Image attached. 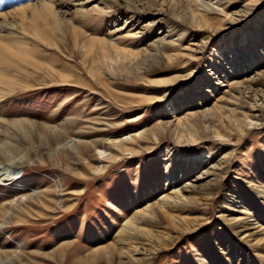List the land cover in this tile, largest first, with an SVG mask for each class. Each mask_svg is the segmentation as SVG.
Returning a JSON list of instances; mask_svg holds the SVG:
<instances>
[{"label": "rangeland", "instance_id": "1", "mask_svg": "<svg viewBox=\"0 0 264 264\" xmlns=\"http://www.w3.org/2000/svg\"><path fill=\"white\" fill-rule=\"evenodd\" d=\"M41 1L81 36L66 29L45 44L1 16ZM161 1L0 0V36L30 49L23 70L0 64L10 77L0 143L12 145L21 186H0V203L33 190L51 199L23 203L22 220L0 228V251L74 243L64 264L103 246L110 264H264V0ZM111 45L138 54L125 60ZM16 119L35 124H8ZM44 125L91 147L76 156ZM149 205L153 215L134 218L149 233L120 232ZM96 259L88 264H107Z\"/></svg>", "mask_w": 264, "mask_h": 264}, {"label": "bare ground", "instance_id": "2", "mask_svg": "<svg viewBox=\"0 0 264 264\" xmlns=\"http://www.w3.org/2000/svg\"><path fill=\"white\" fill-rule=\"evenodd\" d=\"M165 2L166 1L162 0L160 5L165 4ZM172 2H173V0H172ZM28 12H29V15L27 14ZM191 12H192V21L195 23V25H197V26H200V25L201 26L202 25L209 26L210 25L211 21L209 22V19H207L206 12H195L194 10L193 11L191 10ZM9 15L14 16V17L17 16L18 18H20V21L22 23V28H21L22 31L26 32V34H28V33L31 34L34 38H37L39 41H41L45 44L52 43L55 40L56 34L58 31L64 33V31L66 29H68L70 31V33L72 34L71 37L74 41H76L77 37L81 36V34H82L81 31L77 27H75L73 24H70L69 26H66V25L63 26L62 25V22L59 19L58 13L55 11L51 2L41 1V2L34 3V4L26 5L23 8L13 10L7 14H2L1 16L3 18H6ZM27 19L29 20V24H30L29 26L31 27L30 30H27L28 28L24 24L27 21ZM13 40H15V39H13ZM87 40H88L87 43H89L90 47L94 46L95 43H99L102 46L101 48H103V49L108 48L105 44L106 40H104V39L89 37ZM26 45H27V40H23V42H21L19 39V40H15L13 43V42H9V40L7 41L6 38L0 36V64L12 65L13 63H18L17 66L19 67V69H21L22 68L20 66L21 64L18 61L22 62L23 64H26V62L29 58L28 54L30 53L29 52L30 49H28V47ZM161 45H163V43L158 44L159 47ZM111 47L114 49L117 56L122 57L125 60L127 57L134 56V55L136 56L138 54V52H136V51L118 48L114 45H111ZM13 66H11V67H13ZM5 68H7V67H5ZM21 70H23V68ZM5 71L4 72L2 71L0 73V85H1L0 97L4 93H6L7 89H9L6 86L10 83V77H8V75L5 73ZM164 82H166V81H163V83ZM64 84H66V83H64ZM70 99H72V97L69 99H66V100H70ZM26 123L31 124V125L35 124V123L29 122L26 120L24 121V120H18V119L8 121L9 125L11 124V125H13L12 127L15 126L18 129H22L23 124L25 125ZM44 128L49 130L50 133L52 132L54 140H56V142L58 143V146L63 147V148H65V147L66 148L71 147V149L73 148V151H74L73 153L76 156H82L83 153L86 152L87 149H89L91 147L86 142L80 141L79 139L76 140L75 137H73L71 139L65 138L66 129L63 126L57 128V127H51L48 125H44ZM189 135L191 138V137H193L194 134L189 131ZM216 135L223 137L219 133H216ZM8 143H10V142H8ZM8 143H4V142L0 143V186H5V187H8L9 189H13V190H20L21 186H18L19 182L17 180L20 176L17 173L18 164H16V162L13 163V161H12V155L11 154H13L14 150H12L10 147L12 145H9ZM13 149H14V147H13ZM120 151L122 153H124V152L130 153V151H132V150L130 148L122 146L120 148ZM25 153L24 154L22 153L23 155L21 154L22 156L20 158L25 157L27 154V153L26 154ZM118 156H119V154L111 155L110 159L114 160ZM61 159L62 158H59V160H61ZM99 169H101V167H97L96 170H99ZM46 196H47L46 193H42V192H38V191L33 190L32 193H28V194L27 193H21V195L15 199L9 200V201L4 202V203H0V228H4L5 226H7L8 223H15V222H19L22 220L20 218V217L24 216L22 213L23 212H25V213L29 212L28 210L24 209L26 207L23 206V203H25L26 201L33 202V203L37 202V203L41 204L43 207H46V205L49 202L51 203V199L49 197H46ZM165 197H167V196H165ZM153 208L154 207L152 205H149L145 209L137 210V212L133 215V217L126 221L125 225L121 228L120 232H124V231L126 232L127 230L129 231L130 226H131V227H135V229L138 230L139 232L144 231L143 233H146V234L149 233V230H147V229L143 230L141 228H137V226L135 225L134 218H136L138 215H141V217L145 216L147 214L153 215L154 214ZM128 231H127V233H128ZM73 244L74 243H63V244L59 245L58 247L52 249L50 252L40 253L37 251V252H34V254H32V253L25 254L26 252L24 251L23 245L21 243H17L14 251H12V252L0 251V264H41L38 261H36L35 259H33L34 257H39V256L44 257V258L51 257L54 259V261H57L58 264H64L65 260H67V258H68L67 254H66L68 251V248H69V246L70 247L73 246ZM135 249L137 250V248H135ZM113 250L114 249L112 246L111 247L110 246L95 247L93 249H90V251L87 253V255L84 259L80 258V262H78V264L79 263L83 264L82 261L87 263V264H88V262L93 263L94 261L97 260L96 257L98 255V253H101V252L103 253L104 257L106 258L107 264H110L111 263V257L114 255ZM116 251H118L119 255H127L130 253V251H128V249L125 250L124 248H120L118 250L116 249ZM65 256H67V257L65 258ZM132 256L133 255H130V261L134 262L135 258H133ZM44 258H42V259H44Z\"/></svg>", "mask_w": 264, "mask_h": 264}]
</instances>
